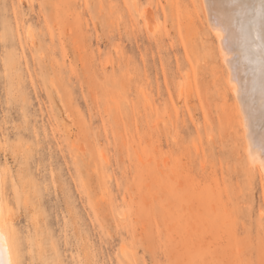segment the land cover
<instances>
[{"label":"rangeland","instance_id":"rangeland-1","mask_svg":"<svg viewBox=\"0 0 264 264\" xmlns=\"http://www.w3.org/2000/svg\"><path fill=\"white\" fill-rule=\"evenodd\" d=\"M135 2L0 0L19 262L264 264V176L197 0Z\"/></svg>","mask_w":264,"mask_h":264},{"label":"bare ground","instance_id":"bare-ground-1","mask_svg":"<svg viewBox=\"0 0 264 264\" xmlns=\"http://www.w3.org/2000/svg\"><path fill=\"white\" fill-rule=\"evenodd\" d=\"M216 44L213 72L225 75V89L235 99L236 140L244 143L251 168L264 176V0H197ZM133 7L137 12L136 2ZM138 13V12H137ZM141 17L142 15L139 14ZM215 59H218L215 62ZM222 79V78H221ZM224 102L226 95L222 94ZM6 169L0 168V264H20L6 196ZM262 211L259 212L261 216Z\"/></svg>","mask_w":264,"mask_h":264},{"label":"snow or ice","instance_id":"snow-or-ice-1","mask_svg":"<svg viewBox=\"0 0 264 264\" xmlns=\"http://www.w3.org/2000/svg\"><path fill=\"white\" fill-rule=\"evenodd\" d=\"M261 166L264 167V162H262V165ZM9 264H11V261H9Z\"/></svg>","mask_w":264,"mask_h":264}]
</instances>
